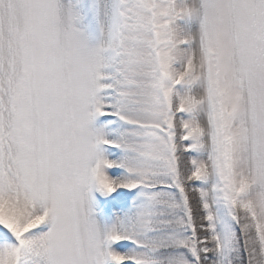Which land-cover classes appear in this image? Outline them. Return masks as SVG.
Returning a JSON list of instances; mask_svg holds the SVG:
<instances>
[{
	"label": "snow or ice",
	"instance_id": "6c2138e0",
	"mask_svg": "<svg viewBox=\"0 0 264 264\" xmlns=\"http://www.w3.org/2000/svg\"><path fill=\"white\" fill-rule=\"evenodd\" d=\"M0 264H264V0H0Z\"/></svg>",
	"mask_w": 264,
	"mask_h": 264
}]
</instances>
